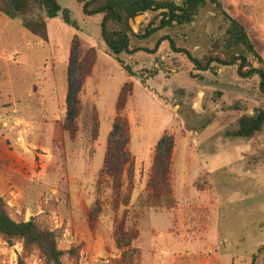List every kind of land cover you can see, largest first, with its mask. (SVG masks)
<instances>
[{
  "label": "rangeland",
  "instance_id": "374dc122",
  "mask_svg": "<svg viewBox=\"0 0 264 264\" xmlns=\"http://www.w3.org/2000/svg\"><path fill=\"white\" fill-rule=\"evenodd\" d=\"M57 1L62 10L55 18L47 19V8L32 3L24 14L47 19V40L23 29L21 19L11 21L0 13V198L12 218L34 219L55 232L66 253L63 264H251L254 256L264 264V122L252 137L235 135L242 117L264 112L259 77L242 79L237 66L218 61L208 72L196 71L165 43L152 56H120L133 65L130 76L116 58L104 57L110 54L99 41L102 16H84V0ZM220 1L245 27L262 61L230 40L222 15L210 22V13L218 12L213 5L195 26H173L158 34L169 33L176 46L190 50L203 65L210 58L245 56L250 66L264 71V0ZM64 9L70 11V23ZM124 27L114 22L110 28ZM75 36L83 49L98 50L93 74L80 93L78 63L71 55ZM154 45L155 40L144 46ZM130 82L135 89L125 115L135 169L133 176L125 172L115 193L100 171L121 88ZM77 99V119L71 124L67 117L75 113L68 108ZM96 108L100 130L93 141ZM165 134L174 138L173 191L169 201L154 203L148 183ZM97 209L91 228L89 216ZM124 219L127 238H136L125 260L115 241ZM22 254L21 243L11 246L0 236V264H17ZM26 264L44 262L35 252Z\"/></svg>",
  "mask_w": 264,
  "mask_h": 264
},
{
  "label": "trees",
  "instance_id": "16d2710c",
  "mask_svg": "<svg viewBox=\"0 0 264 264\" xmlns=\"http://www.w3.org/2000/svg\"><path fill=\"white\" fill-rule=\"evenodd\" d=\"M197 5L206 0H186ZM212 4L217 5L220 9L222 4L220 0H209ZM32 3L35 6H45L48 10L47 18H55L62 10L57 0H0V13L5 15L9 20L16 21L21 19V25L28 33L43 40L48 38V21L44 18H33L24 16L27 13L28 5ZM168 7L163 2L157 0H84L82 3V13L86 17L95 18L102 16L100 22L99 41L103 42L108 52L112 56H118L123 53H137L145 51L149 54L157 52L160 44L164 41H169L171 50L177 54L185 55L200 71L209 70L211 64L218 61L223 66H239L238 75L243 79H249L258 76L260 79L259 90L264 95V71L258 70L250 66L245 56H236L228 60H210L206 65L195 59L192 54L186 49L177 48L174 41L170 38H163L157 42L153 50L141 48L138 44L139 40L147 39L152 35V31L148 30L147 34L141 36L135 35L128 24L130 18H134L138 13L151 10L153 6ZM63 18L70 23V11L64 9ZM226 13V12H225ZM230 28L227 35L237 45L247 47L251 53L256 55L260 60V56L255 51L248 33L243 25L227 14ZM174 20V19H171ZM117 22L124 23V28L112 30L111 25ZM172 26L171 21L165 22L164 27ZM138 40L137 44L136 41ZM137 45V48H134ZM72 59L75 58L78 63V78L75 81L78 88V93L82 91L89 77L93 74L94 66L97 62L98 52L95 47L83 49V41L78 36H75L71 45ZM119 60V59H118ZM262 61V60H261ZM122 64V62L119 60ZM123 65V64H122ZM249 67V68H248ZM125 71L134 76V73L128 66H124ZM248 68L247 71H245ZM70 70V69H69ZM69 72V87L72 82ZM134 94V84H125L120 91L116 112L117 116L114 121V131L108 138L107 151L105 154L103 167L100 171V176H104L112 183V188L115 193H119L123 186V176L128 171L133 176L135 169V158L129 149L131 143V123L125 111L130 98ZM69 103V102H68ZM80 102L77 99L74 105L68 108V112L74 111V116L71 119L67 117V121L73 124L76 119V113ZM97 111V109H96ZM97 118L92 126V140L96 141L99 136L100 123L97 111ZM71 120V121H70ZM264 122V112H260L255 117H245L240 120V129L235 134L237 137L249 138L259 131ZM70 125V124H69ZM65 132L74 133L71 128H64ZM174 154V138L165 134L161 142L158 144L154 156V162L151 169V177L148 183V197L154 203L162 202L164 199L169 201L172 197L171 174L173 166ZM93 210L89 216V224L94 228L97 221L98 212ZM125 219L119 224L115 233V241L118 249L123 251V259L125 260L129 253L131 243L136 239L127 238L128 231L126 229ZM0 236L11 246L16 243H21L23 254L19 257L17 264H26V259L37 252L44 264H63L65 252L60 250L55 232L49 229L41 228L34 219L30 221H16L9 213V209L5 201L0 198ZM128 249V250H126ZM264 251V248L261 249ZM251 264H257V256H254Z\"/></svg>",
  "mask_w": 264,
  "mask_h": 264
},
{
  "label": "flooded vegetation",
  "instance_id": "af4514ba",
  "mask_svg": "<svg viewBox=\"0 0 264 264\" xmlns=\"http://www.w3.org/2000/svg\"><path fill=\"white\" fill-rule=\"evenodd\" d=\"M157 1H160V2H163L164 3V5H166V6H168V7H157L156 5L155 6H153V8L151 9V10H148V11H144V12H140V13H138L134 18H130L129 20H128V24H129V26H130V29L132 30V32L135 34V35H137V36H141V35H143V34H147V32H148V30H150V31H152L153 33H152V35L149 37V38H147V39H143V40H139V43H140V47L141 48H146V49H149V50H153L155 47H156V45H157V42L160 40V39H163V38H170L172 41H174V38L169 34V33H166L165 35H163V36H161L160 37V35L158 34L159 32H162V30H169V29H171L173 26H176V27H179V28H183L184 26H186V25H189V26H195L196 25V23L198 22V20H199V18H201V16H202V14H203V12L205 11V8L208 6V5H213L214 7H215V9L218 11V12H211L210 13V22H212L213 21V19L214 18H216V17H218L219 15H222V17H223V19H224V21L226 22V23H228L229 24V20L227 19V15H226V13L228 14V12H226L224 9H223V6H222V8L220 9L217 5H215V4H212L209 0H206V1H203V2H201V3H199V4H197V5H194V3H192V2H189V1H186V0H157ZM220 3H221V1H220ZM222 4V3H221ZM61 12V11H60ZM59 12V13H60ZM145 12H148L149 14L150 13H157L158 15H159V18L157 19V18H155V19H151V17H150V19L148 20V23H146V24H144V27H146L147 29L145 30V32L143 33V34H140V35H138L137 33H135L134 32V30H133V28L131 27V21L132 20H134L137 16H139V15H142L143 13H145ZM226 12V13H225ZM58 13V16L60 15ZM151 15V14H150ZM47 19H49V18H47ZM46 19V20H47ZM171 19H174V20H171ZM168 21H171V23H172V26H169V27H167V28H165L164 27V23L165 22H168ZM229 28H230V24H229ZM139 29V33H141V31L143 30V28H141V27H139L138 28ZM208 29H209V25L207 24V26H206V30H205V32L207 33L208 32ZM195 32V31H194ZM227 33H228V30H227ZM158 37H160V38H158ZM155 40V45L154 46H152V47H146V46H144L146 43H148L149 41H154ZM145 41H148V42H145ZM163 43H165V44H167L169 47H170V49H171V45H170V42L167 40V41H164V42H162L161 44H160V46H159V48H158V50H157V52L156 53H154V54H149V53H147V52H145V51H140V52H137V53H133V54H131V53H123V54H120L119 56H118V59L120 60V56H124V57H126V58H133L132 60H134L136 57H138V56H140V55H142V54H147V55H150V56H152V55H155V54H157L158 52H159V49H160V47H161V45L163 44ZM177 48H179V49H184V48H180V47H178L177 46ZM187 50V49H186ZM187 51H189L191 54H192V56L194 57V55H193V53L190 51V50H187ZM172 53H174L173 51H172ZM175 55H182V56H185V55H183V54H177V53H174ZM110 56H112V55H110ZM114 58H116V60L119 62V60L117 59V57L116 56H113ZM186 57V56H185ZM187 58V57H186ZM195 58V57H194ZM188 59V58H187ZM196 59V58H195ZM212 59H217V58H210L209 59V61L210 60H212ZM189 60V59H188ZM121 61V60H120ZM137 61V60H136ZM190 61V60H189ZM199 61V60H198ZM122 62V64L124 65V66H128L130 69L132 68V66L131 65H126L123 61H121ZM138 62V61H137ZM191 62V61H190ZM216 62V61H215ZM120 63V62H119ZM192 63V62H191ZM121 63H120V65L123 67V65H122ZM137 64V63H136ZM193 64V63H192ZM194 65V64H193ZM212 65V64H211ZM195 66V65H194ZM226 67H235V66H226ZM238 67V69H239V66H237ZM197 68V67H196ZM124 69V68H123ZM125 70V69H124ZM132 70V69H131ZM211 70V67H210V69L209 70H206V71H200V70H198V68H197V70L196 71H200V72H208V71H210ZM127 72V71H126ZM133 72V71H132ZM134 73V72H133ZM237 73H238V70H237ZM130 74V73H129ZM134 75H135V73H134ZM130 76H132L131 74H130ZM255 77V76H254ZM242 78V77H241ZM253 78V77H252ZM243 79V78H242ZM250 79V78H249ZM197 112V111H196ZM250 116H247V118H249ZM243 118H245V117H242L241 119H243ZM240 119V120H241ZM239 123H240V121H239Z\"/></svg>",
  "mask_w": 264,
  "mask_h": 264
},
{
  "label": "water",
  "instance_id": "95a60500",
  "mask_svg": "<svg viewBox=\"0 0 264 264\" xmlns=\"http://www.w3.org/2000/svg\"><path fill=\"white\" fill-rule=\"evenodd\" d=\"M150 17L151 15L148 12H145L142 15L137 16L134 20H132L130 24L134 32L140 35L138 28H144V24L148 23Z\"/></svg>",
  "mask_w": 264,
  "mask_h": 264
},
{
  "label": "crops",
  "instance_id": "0c3cea01",
  "mask_svg": "<svg viewBox=\"0 0 264 264\" xmlns=\"http://www.w3.org/2000/svg\"><path fill=\"white\" fill-rule=\"evenodd\" d=\"M97 52H98V50H97ZM102 54H103V53H102ZM104 55H105L104 57L110 56V55H107V54H105V53H104ZM97 61H98V58H97ZM96 63H97V62H96ZM95 65H96V64H95ZM94 68H95V66H94ZM93 70H94V69H93ZM130 83H132V82H130ZM126 84H127V83H126ZM133 84H134V83H133ZM183 86H184V85H183ZM134 89H135V85H134ZM96 109H97V108H96ZM97 111H98V109H97ZM98 115H99V112H98Z\"/></svg>",
  "mask_w": 264,
  "mask_h": 264
}]
</instances>
